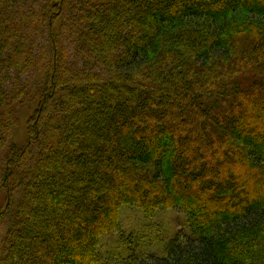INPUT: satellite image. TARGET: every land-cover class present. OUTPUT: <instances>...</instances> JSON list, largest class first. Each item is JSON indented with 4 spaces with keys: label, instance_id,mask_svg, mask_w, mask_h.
I'll use <instances>...</instances> for the list:
<instances>
[{
    "label": "trees",
    "instance_id": "1",
    "mask_svg": "<svg viewBox=\"0 0 264 264\" xmlns=\"http://www.w3.org/2000/svg\"><path fill=\"white\" fill-rule=\"evenodd\" d=\"M122 205L191 235L120 264H264V0H0V264H99Z\"/></svg>",
    "mask_w": 264,
    "mask_h": 264
},
{
    "label": "rangeland",
    "instance_id": "2",
    "mask_svg": "<svg viewBox=\"0 0 264 264\" xmlns=\"http://www.w3.org/2000/svg\"><path fill=\"white\" fill-rule=\"evenodd\" d=\"M36 39L46 41L40 33ZM19 135H23L22 127ZM118 213L119 229L102 234L95 246L99 264H120L127 253L160 255L175 237L191 235L187 213L181 208L159 207L146 213L137 206L122 205Z\"/></svg>",
    "mask_w": 264,
    "mask_h": 264
}]
</instances>
